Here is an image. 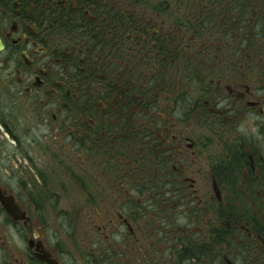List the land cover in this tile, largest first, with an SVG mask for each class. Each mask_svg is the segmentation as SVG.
Segmentation results:
<instances>
[{
	"label": "flooded vegetation",
	"instance_id": "obj_1",
	"mask_svg": "<svg viewBox=\"0 0 264 264\" xmlns=\"http://www.w3.org/2000/svg\"><path fill=\"white\" fill-rule=\"evenodd\" d=\"M110 2L116 7L117 0H0V264H264V122L253 125L264 117L261 68H247L259 88L226 83L222 111L206 106L210 132L212 115L223 113L226 165L221 180L212 176L214 195L199 198L195 180L181 183L189 170L183 147L195 146L185 124L198 122L199 108L174 98L172 115L159 116L156 126L147 96L151 61L141 70L143 99L134 95L132 68L142 58L125 65L114 55L103 59L112 72L102 67L98 56L107 55L93 39ZM119 71L129 72L126 83ZM157 127L165 136L156 143L160 170L152 173ZM52 169L68 187L81 172L79 189L94 169L115 194L114 218L97 211L100 225L87 231L78 212H56L63 193L58 180L45 181ZM46 203L63 242L45 218ZM77 235L90 249L77 246Z\"/></svg>",
	"mask_w": 264,
	"mask_h": 264
},
{
	"label": "trees",
	"instance_id": "obj_2",
	"mask_svg": "<svg viewBox=\"0 0 264 264\" xmlns=\"http://www.w3.org/2000/svg\"><path fill=\"white\" fill-rule=\"evenodd\" d=\"M261 2L264 1L120 0L116 7L110 2L109 5L102 6L99 19L101 23L97 26L93 42L100 40L102 50L105 46H110L111 52H117L121 47L110 42L111 31H124L131 36L139 35L136 41L138 40L141 44L135 45L128 52H132L131 59L136 60V56L142 58V63L138 65L141 70L145 68V60L151 61L147 93L148 100L151 102L150 112L156 111L153 107L156 106L157 97L167 94V91L171 94L177 89L182 90L177 99L182 100L183 103L188 101L183 97V91L189 88L192 93L189 92L190 97L187 99L194 101L198 106V120L207 124L209 114L202 111V106L209 104L210 107L215 98H218L211 95V92H216L213 91L212 86L218 87L217 85L220 84L222 87L226 83H250L254 81V77L247 76L249 72L247 68L255 65L261 68L260 80L264 82V16L249 12L257 8ZM109 9L111 11L108 13ZM176 9L183 16L180 17V21L173 15L175 22L171 28L175 29L174 31L170 33L158 31V34L154 33L155 29L151 33L146 31L151 26L150 14H164L170 18V11ZM111 12H115L117 16L115 28L109 27L111 19L108 14ZM150 35L158 36L148 40L140 37ZM116 39L117 42L126 43L123 39L118 37ZM211 51H216V54L211 55L209 53ZM119 57L123 58L121 55ZM141 70L139 73H133L134 82L137 84L134 87V95L141 96L143 99L142 85L146 72L141 73ZM118 76L120 81L126 83L129 72L125 75L119 71ZM195 83L199 88L193 86ZM140 114L144 116L143 111ZM153 133L152 137L155 135ZM157 142H159L158 138L155 141L152 140L151 144L152 173L160 170L159 156L162 153L160 146L156 145ZM156 161L159 163L158 169H156ZM151 177L154 179L155 175Z\"/></svg>",
	"mask_w": 264,
	"mask_h": 264
},
{
	"label": "rangeland",
	"instance_id": "obj_3",
	"mask_svg": "<svg viewBox=\"0 0 264 264\" xmlns=\"http://www.w3.org/2000/svg\"><path fill=\"white\" fill-rule=\"evenodd\" d=\"M119 1L120 0H117V4ZM131 10L133 9L131 8ZM110 11L111 9L108 10V13ZM249 12L253 13L254 15L259 14V15L264 16V2H261L257 8H254ZM173 15L177 16L179 18V19L177 18L178 20H180V17L183 16L181 13L177 11V9L170 11L169 13L170 18H167V16L164 14L163 15L159 14L158 16H156L155 13L150 14L149 23L153 24V18H155L159 26L157 25V27H153L151 24V26L149 25L150 29H147L146 31L148 33H151V31H154L155 29L154 31L155 34H158L159 29L165 31V33L166 32L170 33L171 31H174L175 29L171 28L172 26H174L173 25V20H174ZM108 17L111 19L109 27L111 26H113L114 28L117 27L116 13L111 12L110 14H108ZM167 19H170L171 21L168 23ZM165 21H167V24L163 25L165 24ZM111 35H112L111 39L113 40L110 39V42H112L115 45H118L119 47H121V49L119 48L117 52H111L110 46H105L103 49V52L107 56H103V58H101L102 57L101 54L98 56L101 59L102 67L106 68V70H108V73L112 72V67L110 65L111 63L110 59L111 58L113 59L114 55L117 57L120 55L123 56L125 65H127V63L131 64L132 52H128V51L131 48L133 49L135 45L139 43L138 40L136 41L139 35H136V34L131 36V35H127V33L124 31L117 32L116 30V31H111ZM117 37L125 40L126 43L117 42V39H116ZM97 43L100 44V40ZM209 53L213 55V54H216V51L214 52L211 51ZM103 59L106 60V62L109 61L110 62L109 65H106L103 62ZM120 63L122 64V62ZM132 68H133L134 73L135 72L139 73V71L141 70V68L137 64L132 66ZM241 70L242 72H245V70L243 69ZM250 75L254 77V81L250 82V87L256 90L257 88H259L258 84L260 83V81H258V79H256V77L251 72H248L247 76L249 77ZM147 76L149 77V73H147ZM193 86H195L196 88H199L197 83H195ZM201 88H204V87H201ZM212 89L213 91H216V92H211V95H214L218 98H215V104L213 103V106L211 107L212 110H215V111H211V112H218L220 109L226 106L225 100H226V96H228L226 94V86L222 87V89L220 90H218L216 86H212ZM181 91L182 90L177 89L173 91L171 94H168L169 91H167V94H163L165 95L167 99L165 100V97H164V100L160 102L155 108L156 110L155 112L158 114V118H155L154 120H152V123H154L157 126L159 122V116L164 117V118L166 117L170 118V116L172 115L171 112L174 111L172 110L173 101H174L173 99L177 98L178 94ZM189 92L192 93L189 90V88L184 89L183 97L186 98L185 100H188V104H192L193 101L187 99L190 97ZM248 100L249 102L252 101L250 98ZM244 104L247 105L246 103ZM205 106L206 105H203L202 109L206 110V112H209L208 111L209 109H207L209 107L206 108ZM211 114L212 113H210L209 115L211 116ZM251 114L252 115L258 114V112L251 113ZM212 116L215 119L214 115ZM215 120H216L215 123H218L220 126V120L218 118H216ZM221 120L224 121L223 118ZM260 121L264 122V117L259 119L258 122L254 121L253 125H257L258 123H260ZM197 123L187 121L185 124L184 134L185 136L190 137L192 142H194L195 146L191 152L185 146L183 147L185 153L188 155L187 161L189 164L188 165L189 170L187 171V174L185 175V179L182 180L181 183H186L188 179L195 180L196 181L195 191H197V193L199 194V198L205 199L204 197H207V194L214 195L213 190H212V176L217 178L218 180L219 179L221 180V177L223 175V170H224L223 168L226 165V151H225V144L223 141V135L221 136L219 135V134H222L221 129L217 131L219 134L217 133L213 134L208 129L204 128L203 124H200V123L197 124ZM156 132H157L156 133L157 137H159L161 134L162 136H165L163 133V127L160 133H158V127H157ZM185 136L182 135L181 137H185ZM194 154H195V157H194ZM158 164H159L158 161H156L155 162L156 169H158ZM63 169H64L63 167L60 168L59 175H62L63 178H67L70 173L64 171ZM53 170L54 169H52L49 172V174L46 176L45 181L47 184L52 183L56 185L57 180H58L59 186L57 187L58 188L57 191L63 193V198H62L63 203H60L59 205L56 206L55 208L56 212L62 209H66L69 211L74 210L78 212L79 215L83 217V224L81 225L83 226L84 229H87V231L88 230L93 231L94 226L100 225L101 218L100 219L95 218V212L97 211L101 212L102 219L109 218V217L114 218L113 216L115 215L114 213L115 207L114 206L112 207V202H115V201L113 200L112 196L115 194L113 193L112 188L108 184H106L105 181H102L100 183V181L95 177V172L93 171L94 169H92L91 173L88 174V176L90 175L92 176L87 177L86 183L82 187V189H79V186L75 188L76 184L80 181V178L82 177L81 172H78V176L76 178L75 177L71 178L72 183L68 187L67 184L64 183L65 181L59 175H58V179L56 176L53 175V173L58 174L55 170L54 171ZM73 171H76V170H73ZM55 185H54V189H55ZM40 190L45 191L46 186H43V187L41 186ZM192 193L194 192L192 191ZM222 194H225V192L222 191ZM73 195L75 196V199L74 197L70 199L71 196ZM51 207H53V205L51 206L50 203L49 204L46 203V205H44V208L46 210L45 218L46 220H48L50 225H52V228H54V231L58 232V235H61V241L63 242V238H62L63 233L58 230V226H57L58 224H56V220H55V210H53ZM98 220H99V224L97 222ZM79 226L80 224L77 223V227ZM74 242L77 243V246L81 248L83 251H86L90 249L91 247V245L88 244L87 241L86 242L84 241V237L81 238L78 235L74 239ZM217 252L218 250L216 251V253Z\"/></svg>",
	"mask_w": 264,
	"mask_h": 264
},
{
	"label": "water",
	"instance_id": "obj_4",
	"mask_svg": "<svg viewBox=\"0 0 264 264\" xmlns=\"http://www.w3.org/2000/svg\"><path fill=\"white\" fill-rule=\"evenodd\" d=\"M215 189H216L217 194H219L220 192L218 191L216 185H215ZM2 204L5 206V208L8 209V211H10V213H13L14 209L11 208L12 206H10V204H8L4 201H2Z\"/></svg>",
	"mask_w": 264,
	"mask_h": 264
}]
</instances>
